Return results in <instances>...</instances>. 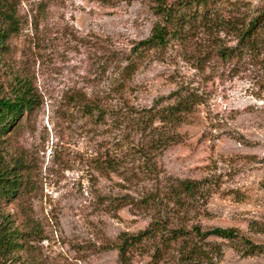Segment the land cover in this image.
Here are the masks:
<instances>
[{"label": "rangeland", "instance_id": "374dc122", "mask_svg": "<svg viewBox=\"0 0 264 264\" xmlns=\"http://www.w3.org/2000/svg\"><path fill=\"white\" fill-rule=\"evenodd\" d=\"M198 1L0 0V99H29L0 127V172L18 183L0 193V264H195L165 233L121 262L122 239L159 219L264 245V0ZM162 7L178 17L165 45L139 46ZM188 238L199 264H264Z\"/></svg>", "mask_w": 264, "mask_h": 264}, {"label": "trees", "instance_id": "16d2710c", "mask_svg": "<svg viewBox=\"0 0 264 264\" xmlns=\"http://www.w3.org/2000/svg\"><path fill=\"white\" fill-rule=\"evenodd\" d=\"M199 3H205L206 0H200ZM162 11L165 16V25H157L153 30L152 36L145 41H142L139 46L154 48L157 46H163L166 43L168 32V26L176 25L177 22V13L172 8L165 9L162 7ZM254 23H251V25ZM178 25V24H177ZM254 26H250L249 30H252ZM256 28V27H255ZM249 30L246 33H249ZM5 33L0 29V46L4 43ZM29 99L26 94L21 95L19 98H2L0 99V127L1 131L6 132L11 125L14 124L15 120L24 110L29 108L27 103ZM190 100V99H188ZM188 100L180 101L178 105L175 107H171L167 110L166 116L173 117L176 119L181 118L185 115L190 107ZM182 190L189 194H194L199 186L198 182L192 181H182L180 183ZM18 188V183L16 178L8 176L5 172H0V193L2 196L6 197L8 195H12L16 192ZM170 220V219H169ZM170 222L168 220L164 221L163 219H159L145 231L139 233L136 237H125L122 239V245L119 247L120 250V258L121 262L126 263L129 259V254L132 250L138 247L144 240L155 237L160 233H165L164 242L166 244L165 247L170 246L172 242H178L183 240L181 244L182 254L185 256V260H194L195 264H199L201 260H204L207 257L208 251L199 246L197 243H193L194 246L189 248L186 252V246L188 245V237L192 233L195 234V238H197L198 242L207 241L209 238L215 237L223 240H227L232 242L235 245L236 250L239 253H242L243 256H255L264 254V245L256 244L252 239L247 237L241 231L235 228H221L216 227L209 230H203L201 226H193L190 230L185 229L184 227H172L170 226ZM0 245L6 246L7 244L12 246L13 241L11 239V235L7 236L4 233H0ZM194 240V239H193ZM193 242V241H192ZM165 249V248H164ZM160 250H157L154 259L160 257Z\"/></svg>", "mask_w": 264, "mask_h": 264}]
</instances>
